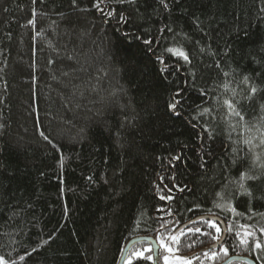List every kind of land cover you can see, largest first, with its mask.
<instances>
[{"label": "trees", "instance_id": "obj_1", "mask_svg": "<svg viewBox=\"0 0 264 264\" xmlns=\"http://www.w3.org/2000/svg\"><path fill=\"white\" fill-rule=\"evenodd\" d=\"M94 3L0 0V256L16 264H118L131 240L157 238L160 217L182 227L210 210L226 226L264 225L251 215L264 213V178L247 182L251 198L233 197L243 217L215 207L222 185L232 191L229 182L249 164L231 163L233 145L219 117L213 123L199 115L213 103L199 90L222 83L223 69L243 95V76L262 90L240 104L247 120L258 119L264 0H168L169 10L159 0H106L112 17ZM173 46H183L191 64L165 51ZM173 97L180 115L169 108ZM205 123L214 129L211 140ZM217 244L189 236L179 255L192 258ZM225 244L229 255L215 264L232 256L264 264L232 234ZM165 254L161 248V264Z\"/></svg>", "mask_w": 264, "mask_h": 264}, {"label": "snow or ice", "instance_id": "obj_2", "mask_svg": "<svg viewBox=\"0 0 264 264\" xmlns=\"http://www.w3.org/2000/svg\"><path fill=\"white\" fill-rule=\"evenodd\" d=\"M109 2L135 4L136 0H109ZM33 3H35V0H33ZM159 3L165 10H169L168 0H159ZM73 4H75V0H73ZM102 5H105L106 7V0H95L93 6L106 17H112L115 14L114 9L106 11L105 7H102ZM262 11H264V9H262ZM33 15H35V11H33ZM120 21L127 22L123 15L120 16ZM29 23L34 24V21H29ZM165 27L169 32L172 31L171 27ZM165 27L160 29L161 34H163ZM197 27H199L198 23ZM145 43L151 44L152 41L146 40ZM165 51L169 53L171 57H175L177 60H182L187 64H191V58L183 46L168 47ZM200 51L204 52L205 49L202 47ZM209 55L215 56V53L209 50ZM161 63H164L162 58ZM216 67L220 68L218 61L216 62ZM221 72L226 78L222 83L216 84L213 89L206 90L201 88L199 90L200 95L206 98V103L207 99L213 101L211 106L202 107L199 115L201 117L208 116L213 123H215L217 117H219V119L225 124L227 139L233 145L231 149V163L235 165L240 161H246L249 164L248 168L241 171L238 179L229 182L235 185L234 189L230 192H225L223 189H226L227 185H222V190L216 193L218 200L215 201L216 208L230 212L235 217H243L245 214L238 212L232 201L234 196H246L251 198L253 192L247 182H255L264 178V102L260 100L257 101V110L259 112L258 119L256 121L247 120L246 113L240 107V104L242 101L251 102L253 98L257 96L258 91L262 90L258 89V87L250 81L248 76H243L238 81V84L247 86V94L243 95L242 92L237 91V87L233 86L235 78L232 77V73L223 71V69H221ZM229 77L232 78L227 79ZM219 89H222L220 95L209 97L210 91H217ZM176 95L179 96L180 93H177ZM179 104L180 100L176 97H173L169 103V108L175 115H180L177 110ZM222 109L223 111H221ZM0 127L3 126L0 125ZM202 128L203 131L208 134V139H213L214 129L212 128V125L205 123L202 125ZM41 135H43V133H41ZM45 139H48V137L45 136ZM241 145H243V147H240ZM258 148L261 149V151H257ZM174 159L178 160L179 157H174ZM161 182H163V177H161ZM156 188L158 191H163L159 184L156 185ZM164 188H167V185H164ZM180 190L183 191L184 189L181 188ZM168 191L171 192L172 189H168ZM160 199L170 201L173 197L171 195H160ZM197 207H199V205H197ZM158 211H164V209H158ZM166 215L169 217L173 215L170 209L167 210ZM251 215H260L264 217V213L257 214L251 212ZM159 219L162 222L156 231L160 247L163 249L164 253H166L163 256L164 264H194V261H201L202 258L204 261H210L211 264H215L221 253L224 257L229 255V248L225 244V233L232 234L235 241L240 246H243L245 249L250 250L255 254L256 259L259 260L264 256V225L256 226L250 224H238V226H236L235 224H229L225 227L219 221V217L210 210L208 215L199 216L197 219L190 221L182 227L179 225L178 221L164 220L163 217H160ZM139 223L140 222L137 221V226ZM169 225H172V227H169ZM189 236L195 238L210 237L211 240L220 244L219 251L213 246V248L203 251L201 255L192 258L182 257L179 255L181 242ZM44 243H47V241ZM137 243H144V241L132 242V248L135 249V251L131 252V257L147 260L152 262V264H155V258L151 255L155 250L151 247H146L142 250L138 249L136 247ZM194 244L195 240H192L191 243L188 244V247H192ZM35 250L36 249H33V251ZM30 254L31 253H29V255ZM131 257L127 264H132ZM24 259V256L20 257V260ZM0 264H16V261L13 260L9 262L5 260L3 256H0Z\"/></svg>", "mask_w": 264, "mask_h": 264}, {"label": "water", "instance_id": "obj_3", "mask_svg": "<svg viewBox=\"0 0 264 264\" xmlns=\"http://www.w3.org/2000/svg\"><path fill=\"white\" fill-rule=\"evenodd\" d=\"M219 221L221 222L220 219H219ZM223 226L226 227L225 224H223ZM224 235L226 237L227 236V233H225ZM133 241H137V242L144 241V243H137V245H140V244H148V245H150L155 250L153 252V256L155 258V264H161V247H160V245L158 243L157 238H154V237H145V236L137 237V238L131 240L126 245V247H125V249H124V251H123V253L121 255V258H120L118 264H126V262L128 260L129 253L133 249L132 248V242ZM214 246H215V248H217V247H220V244L218 243L217 245H214ZM235 263L257 264L253 259H251L249 257H245V256H232L229 259H227L225 262H223L222 264H235Z\"/></svg>", "mask_w": 264, "mask_h": 264}, {"label": "rangeland", "instance_id": "obj_4", "mask_svg": "<svg viewBox=\"0 0 264 264\" xmlns=\"http://www.w3.org/2000/svg\"><path fill=\"white\" fill-rule=\"evenodd\" d=\"M162 264H164V261H163V263Z\"/></svg>", "mask_w": 264, "mask_h": 264}]
</instances>
